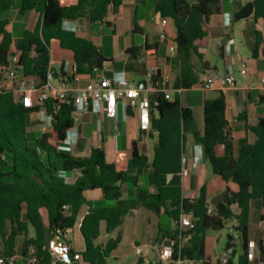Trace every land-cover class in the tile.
<instances>
[{
    "label": "trees",
    "instance_id": "16d2710c",
    "mask_svg": "<svg viewBox=\"0 0 264 264\" xmlns=\"http://www.w3.org/2000/svg\"><path fill=\"white\" fill-rule=\"evenodd\" d=\"M122 3L123 0H79L76 4L64 5L60 0H0V64L6 68L15 67L24 76H34L40 85H44L51 64L50 43L56 40L63 49L74 54V77L92 75L110 60L92 41L65 29L63 24L85 17L92 22H103L108 7H119ZM220 3L221 0L157 1L156 11L160 18L173 20L177 31L173 63L180 73L175 89L193 87L194 56L202 64L200 71L210 69L197 42L207 36L206 25L211 16L220 13ZM252 3L255 7L253 18H264V0H253ZM16 7L21 15L35 10L41 16V23L34 30H26L18 40L9 30L12 19L3 17ZM135 31H141L137 22ZM261 44L257 32L254 53ZM144 49L145 53L150 51L149 46ZM20 52H23L22 56L16 61ZM141 53L139 47L127 50L132 58ZM62 76L73 78L64 72ZM153 106L158 114L152 116L151 127L159 138L153 160L150 162L141 152L140 142L136 141L128 165L119 168L107 161L102 148L92 149L90 156L84 158L59 148L75 124L73 100H47L44 109L54 116L51 126L39 137H33L28 131L30 115L43 106L25 107L13 91L0 90V240L4 245L0 254L7 259L15 256L18 238L23 237L22 264H54L50 240L56 236L66 240L68 231L78 223L82 208L87 206L89 210L80 227L85 249L79 253L80 259H75L73 252L71 264H109L108 259L121 237L109 240L106 245L97 244L101 224L105 222L106 231L112 232L122 225L131 209L144 206L159 213L171 202L173 208L167 212L171 218L179 221L181 213H188L196 224L192 230L178 228L164 236L177 241V254L181 241H186L181 246L183 257L200 264H215L207 259V234L223 230L228 221L235 218L242 247L240 264H249L250 206L253 200L264 199V117L253 124L246 115L242 116L246 128L255 135V141L242 144L235 156L225 96L222 94L218 99L205 101L204 133H195L194 140L203 146L214 174L238 186L237 192H229L216 212L209 214L206 187L202 188L198 198L183 197V124L194 119L192 109L183 105L181 93L177 91L170 98L159 92ZM220 145L225 148L224 156L217 155L216 148ZM146 169H150L149 183L157 187V192H142L147 195L144 199H122V185L131 183L139 188V179ZM74 172L79 175L71 180ZM94 190H101L105 199L115 204L95 206L85 195ZM226 247H235L232 235L228 236ZM260 249L264 256V246Z\"/></svg>",
    "mask_w": 264,
    "mask_h": 264
},
{
    "label": "crops",
    "instance_id": "0c3cea01",
    "mask_svg": "<svg viewBox=\"0 0 264 264\" xmlns=\"http://www.w3.org/2000/svg\"><path fill=\"white\" fill-rule=\"evenodd\" d=\"M78 1L60 0L64 5L76 4ZM157 1L123 0L122 5L119 7L113 5L108 7L107 15L103 22H92L89 17L75 22H64L63 27L65 29L74 31L79 37L92 41L100 48L103 55L110 60L92 75L74 77L76 65L73 52L63 49L58 41H51L50 68L55 67L57 69V72L60 74L58 80L63 79V72L66 73L67 77H73L71 80L66 78L72 89L85 88L101 76L111 79L125 77L130 82L137 84L133 77L136 74L139 77V82L145 80L148 83L143 95L150 100V108H136L127 111L120 108L117 118H108L104 112L103 105L96 102H92L85 111L76 109L75 124L66 137L72 143L70 152L73 156L80 158L89 157L92 149L102 148L106 153L109 163H113L119 168H124L128 165L131 158L133 143L139 141L141 152L148 156L150 162L153 160L154 150L159 141L158 133L152 131L151 127L152 116H157L158 114L153 104L157 100L158 93L162 90H167L170 96L174 95L176 92L174 87L175 81L180 73V69L173 63V58L176 54L172 55L170 52V46L175 43L177 36L176 27L171 19H168L166 25L161 24V18L156 11ZM252 1L250 2L252 3ZM232 3L235 4L236 1L234 0ZM244 6V4L238 3L233 14H236ZM220 9V13L211 16L206 25L207 36L197 42L199 52L204 55V60L209 62L210 69L200 71L202 64L194 56L192 58L194 66L192 76L193 87L181 92L183 105L192 109L194 114L192 121H187L183 124L184 158H186V166H191L193 163H197L198 165L189 176L184 177L181 175L183 197L198 198L202 188L206 187L209 204L216 196L223 192H237L238 186L234 182H226L214 174L210 163L204 155L203 146L194 140L195 133H204L205 101L218 99L222 94L225 96L227 101L226 117L230 123L235 156H238L242 144H250L255 141V135L246 128L242 116L246 115L248 120L253 124L258 123L259 119L264 117V90L261 85V78L264 77V18L256 20L251 16L248 19H253L254 24L238 28L235 31L238 34H229L224 40L221 39V30L225 31L231 27L232 11L226 8L225 0H221ZM13 10L17 16L16 18L6 15V13L3 17H10L12 19L9 30L15 40L22 38L26 30H34L41 23V16L35 10L25 15L20 14L19 7ZM19 18L22 25L17 27ZM135 22H137L141 30L139 33L135 31ZM105 26L110 28L111 34L104 32ZM17 29L18 35L16 36L15 32ZM257 32L260 34L262 44L258 51L254 53ZM162 33L166 34L164 39L161 38ZM214 40H216L215 43ZM240 41L246 44L247 49L251 52V56L242 54ZM213 43L219 48V58L225 62L223 69L218 65L213 67L210 61L206 59L207 54L213 47ZM145 46H149L150 49L147 53L144 52ZM133 47L142 48V53L137 58H132L127 54V50ZM18 56L19 53L17 54L16 61L18 60ZM155 68L159 69V73H152V76H149ZM244 68L246 69L245 74L241 72ZM231 73L236 77V85L233 87L228 86L226 83V79ZM154 75H159L156 86H153L152 82ZM164 75L169 77L167 85H163L162 83ZM210 78L214 79V86L206 90L204 85ZM20 82L21 77L14 79L13 86L15 89L19 87ZM15 94L20 98L18 93ZM36 124L45 126L42 133L51 126V122L44 110V105L42 109L30 115L28 131L33 137H38V134L41 133L40 128L34 131V125ZM118 124H121L120 129L118 128ZM216 152L218 156H224L225 148L220 145L216 148ZM78 175V172H74L71 180H75ZM149 176L150 169H146L139 179V188L131 183L123 184L122 199H144L147 195L142 192L156 193L157 187L150 185ZM171 178L172 175L169 176V180ZM85 195L95 206H112L115 204L113 201L106 200L101 190L88 191ZM172 208L171 202H168L167 206L161 208L159 213H155L144 206H137L131 209L124 217L122 225L112 232L106 231V223L103 222L101 224V235L97 241L101 238L104 231L106 232L108 241L116 239L119 236L121 237L118 247L112 252L109 259L114 258L119 261L134 257L135 261L141 264L140 258L136 253V248L142 247L152 260V264H160L158 249L169 239L164 236L179 228V222L167 214ZM88 210L89 207L87 206L82 208L78 223L66 235V241L72 244L73 252L76 254L84 251L85 244L84 249L76 251L74 244L69 238V234L75 228L80 229ZM237 212L238 210H236ZM43 215L47 219L45 211ZM226 227L228 231L224 236L221 234H218V236L212 233L207 234V259L215 264H219L226 255L228 236L232 235L235 253L230 258L229 264H240L242 247L237 233V220L235 218L229 220ZM32 233L34 235V231ZM225 237L226 240L223 241ZM249 240L255 246L254 257L250 259L249 264H264V256L260 249L261 246H264V199H256L251 202ZM97 244L106 245V243ZM216 244L219 250H217L215 256ZM121 248L125 249V253L118 252ZM3 249L4 245L0 240V252ZM15 258L17 264H22L23 237L18 238ZM188 264H200V262L188 260Z\"/></svg>",
    "mask_w": 264,
    "mask_h": 264
},
{
    "label": "built area",
    "instance_id": "2783aa9c",
    "mask_svg": "<svg viewBox=\"0 0 264 264\" xmlns=\"http://www.w3.org/2000/svg\"><path fill=\"white\" fill-rule=\"evenodd\" d=\"M168 19H161V24L166 25ZM165 33L161 34V38L164 39ZM170 52L175 55L177 52L176 44L170 46ZM246 73L244 68L241 71ZM158 74L159 69L155 68L149 74ZM0 90H11L14 93L20 95V99L25 107L33 108L36 106H43L47 100H73L76 109L79 111H85L88 109L92 102L103 105L104 112L108 118H117L120 108L124 110L130 109H147L151 107L149 99L145 98L143 93L144 89L138 87L137 84L130 82L125 77L107 78L105 76L99 77L94 83L81 89H72L69 86V81L66 78L60 80H51L48 77V81L44 85H40L38 79L34 76H24L19 73L15 67H3L0 64ZM21 77L20 85L17 89L13 86V81L16 78ZM169 77L164 75L162 77L163 85H167ZM226 83L228 86L233 87L236 85V77L234 74H229ZM261 85L264 90V77L261 78ZM214 86V79L210 78L204 85L206 90L211 89ZM181 93L182 89H176ZM166 94L167 98H170V94L167 90H162ZM45 110V109H44ZM46 112V111H45ZM47 118L50 122L53 116L47 114ZM61 150L71 151L72 143L69 139H65L59 147ZM197 163H193L191 166H185L182 169L181 175L189 176L196 168ZM179 229L181 231H189L196 227L191 214L181 213L179 218ZM186 241H181L180 251L178 254L175 252L177 241L175 239H168L158 249V259L160 264H188V259L182 256L181 246ZM49 249L54 259V264H71L73 259L72 244L66 240L61 239L59 236L52 238L49 242ZM136 253L140 258L141 264H152V260L145 253L142 247L136 248ZM234 253L233 248L226 249V255L222 258L219 264H229L230 258ZM255 253L254 244L250 243L249 257L253 259ZM75 259H80L79 254H75ZM35 260V259H34ZM15 256L7 259L0 254V264H15Z\"/></svg>",
    "mask_w": 264,
    "mask_h": 264
},
{
    "label": "rangeland",
    "instance_id": "374dc122",
    "mask_svg": "<svg viewBox=\"0 0 264 264\" xmlns=\"http://www.w3.org/2000/svg\"><path fill=\"white\" fill-rule=\"evenodd\" d=\"M233 1L234 0H225L226 8H228L229 10L232 11V16H231L232 25H231L230 28H228L225 31L221 30L222 31L221 32V34H222V36H221L222 38L221 39H224V40H225V37H228L229 34H234V33L238 34L237 32H235L238 28L247 27V26H249L251 24H254L253 19H244V20H241L239 22H236L235 19H234L235 14H233V11L235 10V8H236L238 3L239 4L242 3V4L246 5L251 0H235L236 1L235 4L232 3ZM6 15H11L13 18L17 17L16 14L14 13V10H11V11L7 12ZM21 25H22V22H21V20L19 18L18 19V23H17V27H20ZM103 30H104V32L106 34L107 33L111 34V30L107 26H105ZM15 35L16 36L18 35V29L16 30ZM238 39H241V38H238ZM215 41L216 40H214V43H215ZM214 43H213L212 49L207 54L206 59L208 61H210L211 65L213 67L218 65L220 68L223 69L225 62L223 61V59L219 58L220 51H219V48L217 47V45L214 44ZM240 45H242V54L251 56V52H249V50L246 47V44H244L243 41H240ZM51 48H52V43H51ZM219 61H220V63H219ZM133 77H134V81L138 84L139 83L138 75L134 74ZM40 126H41V124L34 125V131H36L35 129L40 128L41 133L38 134L39 136L42 134V131L45 128V126H41V127ZM33 231L34 230L32 229V231L30 232V235H33V233H32ZM227 231H228V228L226 227V228H224L223 230H220V231H209V233L215 234V236H218V234H221V235L224 236V234H226ZM69 238L71 239L72 243L74 244V247H75L76 251H80V250L84 249V241H83V239L81 237L79 228H75L74 231L69 234ZM225 240H226V237L224 238L223 241H225ZM107 242H108V240L106 238V232L104 231L102 233L101 238L97 241V243H107ZM217 250H219V249H218V246L216 244L215 256H216ZM118 252H120V253L124 252L125 253V249L121 248L120 251H118ZM109 264H138V263L135 261L134 257H129L127 259H123V260H119V261L114 259V258H110L109 259Z\"/></svg>",
    "mask_w": 264,
    "mask_h": 264
},
{
    "label": "water",
    "instance_id": "95a60500",
    "mask_svg": "<svg viewBox=\"0 0 264 264\" xmlns=\"http://www.w3.org/2000/svg\"><path fill=\"white\" fill-rule=\"evenodd\" d=\"M255 12V7L253 3L249 2L247 3L243 8H241L234 16V19L236 22H239L244 19H248L251 16H253ZM23 52L19 53L18 60H20ZM60 77V74L57 72V69L55 67L50 68L49 70V79L51 80H57ZM159 79V75H154L152 78L153 86H156V83ZM148 83L147 81L143 80L138 83V87L141 89H147ZM58 106V105H57ZM54 117V116H53ZM120 125L118 124V128L120 129ZM154 131V129H152ZM183 166H186V158H184ZM228 195V192H223L220 195L216 196L209 204V214H214L216 210L218 209L221 202L224 200V198ZM157 259V258H156Z\"/></svg>",
    "mask_w": 264,
    "mask_h": 264
}]
</instances>
